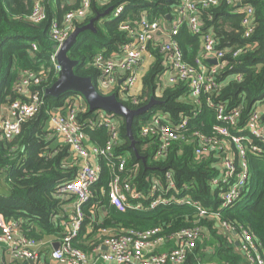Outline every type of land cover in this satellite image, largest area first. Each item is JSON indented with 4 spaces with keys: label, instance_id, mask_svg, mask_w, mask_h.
I'll return each instance as SVG.
<instances>
[{
    "label": "trees",
    "instance_id": "obj_1",
    "mask_svg": "<svg viewBox=\"0 0 264 264\" xmlns=\"http://www.w3.org/2000/svg\"><path fill=\"white\" fill-rule=\"evenodd\" d=\"M79 1L43 0L47 17L40 23H33L26 18L33 0H0V111L3 105L15 99H25L15 89L21 72L42 70L46 73L40 84L32 87L40 92L42 103L38 111L21 122L20 132L12 139L7 140L0 133V177L6 184L5 191H0V214L6 220L20 222L31 236L38 239L59 236L65 231L62 224L66 221L63 211L65 200L57 197L56 187L72 179L77 171V160L69 146L61 142L49 126L52 111L73 103L74 99L69 98L76 92L67 91L53 96L46 94L45 90L57 79L50 61L54 44L49 36L50 21L55 17L61 20L67 11L78 6ZM235 1L218 0L217 5L200 10V18L202 29L214 34L216 48L225 51L223 59L227 61L226 69L218 76L222 87L211 95L212 100L225 103L228 108L240 106L243 121L257 101L264 98V0L244 1L254 8V29L248 37L243 35V12ZM119 5L123 6V10L114 16V9ZM178 5L179 0H108L106 3L92 0L90 14L81 25L95 16L100 18L95 20L94 30H84L78 35L67 53L70 59L78 61L74 67L75 74L89 76L95 83L98 70L92 65L93 58L98 53L111 55L118 52L131 40L127 32L120 28L121 22L135 20L144 12L151 20L165 19L169 22L174 18ZM174 38L185 60L194 64L200 51L199 36L192 34L184 23ZM245 45L251 47L233 56L236 49ZM153 56L154 61L141 77L140 98L143 102L137 106L124 97L122 103L131 109L145 105L151 97L160 103L134 118L132 134L136 152L130 147L124 119L118 116L119 140L112 152L115 157L126 156L123 170H119V161L114 157H98L100 173L91 185V196L83 205V224L74 245L91 252L102 241L98 231L103 226L116 231L159 228L161 235L198 227L201 235L182 264H197L199 260L211 264H245L235 242L228 239L218 222L229 223L235 231L240 225L247 227L261 241L264 253V157L248 156L251 175L248 190L236 205L222 210H216L219 205L217 191L213 192L208 184V179L217 174L210 164L211 159L196 158L191 145L180 141L172 144L165 159L153 160L156 143L140 134L141 125L152 113L164 112L174 122L181 114L190 115L194 108L199 109L197 118L190 120L186 127L185 135L194 131L210 134L212 126L217 123L214 111L206 105L208 95L200 97L198 108L183 96L187 89L183 84L167 86L160 96L156 94L162 57L158 49L153 51ZM236 74H240L241 78L236 79ZM98 91L107 94L100 89ZM82 102L89 109L85 99ZM93 113L87 110L81 116L88 117ZM84 132L88 143L100 149L106 148L110 135L104 127L86 128ZM166 169L174 171L177 188L188 192L193 200L216 215L195 216L193 206L177 200L154 208L147 207L146 203V208L140 211L130 208L122 211L111 205L104 194L113 172H119L122 180L133 182L136 188L147 189L154 175L162 178ZM100 212L103 217L98 216Z\"/></svg>",
    "mask_w": 264,
    "mask_h": 264
},
{
    "label": "built area",
    "instance_id": "obj_2",
    "mask_svg": "<svg viewBox=\"0 0 264 264\" xmlns=\"http://www.w3.org/2000/svg\"><path fill=\"white\" fill-rule=\"evenodd\" d=\"M91 1L80 0L78 6L67 11L61 20L55 17L50 21L49 36L54 43L50 61L57 78L61 69L57 63V54L74 29L90 14ZM97 1L106 3L108 0ZM244 1L235 2L243 12V35L248 37L254 29V8ZM217 3L218 0H179L172 21L151 20L145 12L135 20L123 21L120 28L127 32L131 40L111 55L98 53L93 58L92 65L98 70L95 80L98 89L107 94L115 93L121 102L124 97L128 98L132 104L138 106L143 98H140V92H134V87L141 80L137 71L144 59L153 58V51L158 49L162 57V72L158 76L155 90L158 96L165 87L180 83L187 88L183 96L188 97L199 108L200 97L208 95L206 105L214 111L217 119L210 134L200 131L184 134L190 120L197 118L199 109L195 108L190 115L181 114L179 120L174 122L168 114L156 111L141 125L140 134L156 143L153 155L155 161L165 159L172 144L180 141L191 145L196 158L211 159L210 164L217 174L208 179V184L213 192L217 191L219 205L216 210H222L236 205L248 190L251 180L248 156L264 157V98L257 101L243 121L240 106L228 108L225 103H215L212 100L211 95L222 87L218 76L226 69L227 61L223 59L225 51L216 48L214 34L210 30L202 29L200 10ZM122 10L123 6H117L113 15H119ZM46 17L43 0H33L26 18L33 23H40ZM184 23L200 40V51L194 64L185 60L183 51L174 38ZM250 47L251 45H245L236 49L233 56ZM33 49H36L35 45ZM213 60L216 62H212ZM45 76L46 73L42 70L21 72L15 89L25 99H15L6 105L5 115L0 113V133L3 138L10 140L15 137L20 132L21 122L38 111L42 103L40 92L32 87L39 85ZM235 78L240 79L241 75L236 74ZM71 98L74 99L73 103L55 109L49 118L50 129L61 142L69 146L72 156L77 160L75 176L56 187L57 197L63 200L72 198L71 219L66 222L65 231L52 241L31 236L20 222L6 220L0 214V264L184 263L201 235L198 227L182 228L170 235H161L159 228L116 231L103 226L98 231L102 241L91 252L74 245V241L80 237L83 224V205L91 196V185L100 173L98 157H114L119 161V170H123L126 156L115 157L112 152L119 140L120 115L95 109L93 115L81 116L89 110L82 102L84 97L75 93L69 99ZM97 127H104L109 132L110 139L106 148L100 149L86 140L84 129ZM109 165L112 168L111 163ZM104 194L111 205L122 211L126 208L140 211L146 208V203L147 207L154 208L177 200L193 206L196 209L195 216L216 215L202 203L193 200L188 192L177 188L172 169L164 170L162 178L154 175L147 189L136 188L133 182L122 180L119 172H113ZM218 224L229 240L238 242V251L245 264H264L262 243L247 227L240 225L238 231H235L225 221ZM231 231L233 234H230ZM54 242L59 243L58 248L53 247ZM197 264L211 263L199 260Z\"/></svg>",
    "mask_w": 264,
    "mask_h": 264
},
{
    "label": "water",
    "instance_id": "obj_3",
    "mask_svg": "<svg viewBox=\"0 0 264 264\" xmlns=\"http://www.w3.org/2000/svg\"><path fill=\"white\" fill-rule=\"evenodd\" d=\"M110 10V9H109ZM108 10V11H109ZM100 16H95L87 24L77 26L70 36L66 39L57 54V63L61 66L59 76L56 81L45 92L48 95L57 96L67 91H72L81 94L89 106L90 111L95 109H103L120 115L125 122V129L128 138L130 139V147L136 152L135 139L132 134V125L136 116H141L147 113L155 104L160 103L153 97L149 102L138 108H129L117 99L115 93L102 94L98 91L94 81L89 76H79L75 74L74 67L78 64L77 60H72L67 53L75 44L78 35L84 30H94V22ZM170 17H168V20ZM212 62H216L213 60ZM59 243L54 242L53 247L58 248ZM238 246V242H235Z\"/></svg>",
    "mask_w": 264,
    "mask_h": 264
},
{
    "label": "crops",
    "instance_id": "obj_4",
    "mask_svg": "<svg viewBox=\"0 0 264 264\" xmlns=\"http://www.w3.org/2000/svg\"><path fill=\"white\" fill-rule=\"evenodd\" d=\"M66 1L67 2H74V0H66ZM153 61H154V57L153 58L146 57L143 62H146V66L149 64L148 66L150 67V65L152 64ZM144 64H142V66L137 71L141 77L143 75V71H144L143 69H145V65ZM141 90H142V83H141V80H140L138 82V84L134 87V92L139 93V92H141ZM72 203H73L72 198H66L65 202L63 203V211H64V214L66 215V221L62 222V224L64 223V225L66 224V222L70 221L71 216L73 214V205H72ZM98 216L103 217L102 212H100ZM57 237L58 236H56V235H51V236H44L43 238L55 241V239H57Z\"/></svg>",
    "mask_w": 264,
    "mask_h": 264
},
{
    "label": "rangeland",
    "instance_id": "obj_5",
    "mask_svg": "<svg viewBox=\"0 0 264 264\" xmlns=\"http://www.w3.org/2000/svg\"><path fill=\"white\" fill-rule=\"evenodd\" d=\"M150 58V57H149ZM146 61V60H145ZM145 63V64H144ZM143 64L145 65V69H143L144 71H143V74L145 73V72H147V70H148V68H149V64L146 66V62H144ZM20 75H21V73L19 74V78H20ZM19 78H18V80H19ZM17 80V81H18ZM17 83V82H16ZM16 85V84H15ZM5 110H6V106L5 105H3L2 106V108H1V111H0V113H2L3 115H5ZM5 189H6V184L4 183V181H3V178H1L0 177V191H5Z\"/></svg>",
    "mask_w": 264,
    "mask_h": 264
}]
</instances>
